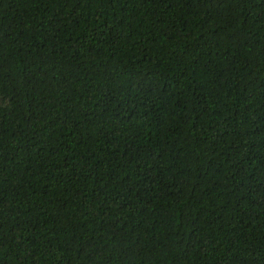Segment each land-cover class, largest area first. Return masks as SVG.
Wrapping results in <instances>:
<instances>
[{
    "label": "trees",
    "instance_id": "16d2710c",
    "mask_svg": "<svg viewBox=\"0 0 264 264\" xmlns=\"http://www.w3.org/2000/svg\"><path fill=\"white\" fill-rule=\"evenodd\" d=\"M0 264H264V0H0Z\"/></svg>",
    "mask_w": 264,
    "mask_h": 264
}]
</instances>
